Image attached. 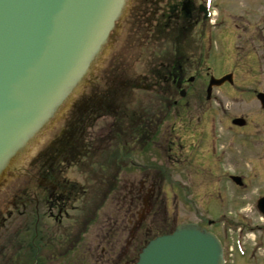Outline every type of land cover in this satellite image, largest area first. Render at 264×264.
<instances>
[{
    "label": "flooded vegetation",
    "instance_id": "obj_1",
    "mask_svg": "<svg viewBox=\"0 0 264 264\" xmlns=\"http://www.w3.org/2000/svg\"><path fill=\"white\" fill-rule=\"evenodd\" d=\"M205 1H128L101 63L105 67L103 77L99 80L92 76L69 102L46 142L60 145L53 148L48 163H42L35 174L28 171L34 177L38 174L44 188L43 206L48 210L46 215L43 209V218L50 221L39 222L35 207L38 244L43 251L38 264H54L69 249L73 251L72 264H135L152 234L174 228V216L164 221L166 231H154L142 222L153 208L156 213L169 208L164 200L169 191L162 187L163 181L170 179L166 170L144 160L158 163L159 159V163L173 165L175 149L183 148L180 135L174 131L178 126V133L182 132L185 117H189L188 124L193 117L184 100L195 79L192 76L190 81L189 73L199 74L205 62L200 39L206 28ZM235 28L240 30L238 25ZM192 36L196 37L190 51L188 39ZM137 64H145L144 73L135 71ZM129 65H135L132 71ZM119 67L123 68L122 77L115 75ZM100 154L102 163L97 162ZM83 159L97 164L92 181L101 182L102 202L111 200L105 205L106 220L96 233L94 219L103 210L99 206L96 210L84 207L85 221L78 224L77 212L90 188L63 177L66 167L76 166ZM157 181L162 183L158 186ZM11 212H7L8 217ZM122 213L126 216L120 225ZM207 223L223 242L217 227L213 228L217 222ZM120 229L124 240L116 247ZM138 237H143L139 244ZM67 242L68 250L63 249ZM26 244L30 250V242ZM13 256L9 264H13ZM225 264H229L227 257Z\"/></svg>",
    "mask_w": 264,
    "mask_h": 264
},
{
    "label": "rangeland",
    "instance_id": "obj_2",
    "mask_svg": "<svg viewBox=\"0 0 264 264\" xmlns=\"http://www.w3.org/2000/svg\"><path fill=\"white\" fill-rule=\"evenodd\" d=\"M211 9L215 15L206 21L204 36L200 37L205 58L204 68L199 74L189 73L195 79L184 100L189 103L193 117L189 124V117H185L181 125L184 129L182 132L178 133V126L174 131L175 135H180L183 148L175 149L173 165L159 163V159L158 163L144 160V163L156 164L170 174V179L163 181L162 187L169 191L164 199L169 211L167 209L166 212L156 213L153 208L145 214L142 222L154 231H166L168 228L164 221H170L171 216L176 218V223L196 221L206 227L208 220L216 221L213 228L217 227L223 238L229 264L232 259L234 264H264V243H260L264 242V218L255 207L256 200L264 196V109L256 99L257 92H264V0H213ZM235 25L240 30H236ZM208 28H211V32H208ZM195 37L188 39L190 51L193 50ZM129 66L131 71L135 67ZM117 69L119 73L115 75L124 76L123 68ZM145 69V64H137L135 71L144 73ZM104 71L105 67L99 65L93 77L101 80ZM229 72L233 74V84L225 83L213 88L207 100L209 76L220 77ZM241 116L246 120L245 125L243 128H233L231 119ZM58 120L21 157L19 170L12 171L0 184V264L11 263L10 256L18 253L15 251L18 246L22 256L19 264H38L42 258L43 251L38 244L39 222L50 221L43 218V212L46 211L48 215V210L47 206H43L44 192L39 186L38 174L35 177L32 174L49 160L51 153H54L53 148L60 145L51 142L46 145ZM213 138L216 140L215 154L212 153L213 145H210ZM34 155L35 162L31 164ZM102 157L103 154H100L98 163H102ZM92 162L80 160L78 165L65 168L63 177L83 185L85 189L90 188L80 205L82 209L77 212L78 224L85 221L84 207L86 210L91 206L95 210L99 206V210H103L94 219L93 233H96L98 230L100 232L106 220L108 211L105 205L111 200L102 202L101 182L92 181L98 166L92 165ZM228 174L240 175L243 185L235 186ZM160 183L162 181L156 184L159 186ZM15 204L16 207L9 208ZM37 206L41 217L38 223L35 211ZM9 210L12 211L11 217L7 216ZM112 215H115L114 211ZM125 216V213L120 216V225ZM105 231L109 232L107 228ZM122 233L116 247L124 240ZM235 234L240 235V244L246 248L244 255L235 250ZM142 239L138 237L137 243ZM26 242H30V250L23 249L27 247ZM63 245V249H69L68 242ZM72 253L71 249L63 252L54 264H72Z\"/></svg>",
    "mask_w": 264,
    "mask_h": 264
},
{
    "label": "water",
    "instance_id": "obj_3",
    "mask_svg": "<svg viewBox=\"0 0 264 264\" xmlns=\"http://www.w3.org/2000/svg\"><path fill=\"white\" fill-rule=\"evenodd\" d=\"M127 1L0 0V182L85 84ZM226 81L231 74L210 77L207 97ZM256 97L264 108V93ZM257 207L264 214V197ZM136 264H223V255L216 237L190 222L149 241Z\"/></svg>",
    "mask_w": 264,
    "mask_h": 264
}]
</instances>
